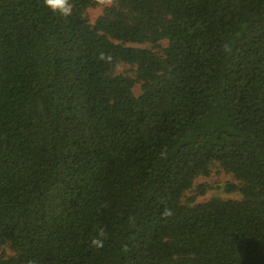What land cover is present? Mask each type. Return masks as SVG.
Returning a JSON list of instances; mask_svg holds the SVG:
<instances>
[{
  "label": "trees",
  "instance_id": "obj_1",
  "mask_svg": "<svg viewBox=\"0 0 264 264\" xmlns=\"http://www.w3.org/2000/svg\"><path fill=\"white\" fill-rule=\"evenodd\" d=\"M70 2L0 0V264H264V0Z\"/></svg>",
  "mask_w": 264,
  "mask_h": 264
},
{
  "label": "rangeland",
  "instance_id": "obj_2",
  "mask_svg": "<svg viewBox=\"0 0 264 264\" xmlns=\"http://www.w3.org/2000/svg\"><path fill=\"white\" fill-rule=\"evenodd\" d=\"M98 2V5L92 8H89L87 17L91 23H94L96 19L103 14L105 8L111 5V0H95ZM130 69L129 66H122L119 68L120 72H125ZM135 95L141 94L140 85H137L134 88ZM228 183H236L235 179L232 175L224 173L220 170L219 167L214 168L213 173L209 177H201L196 181V186L200 184H207L209 186V190L205 195H198L197 201L198 202H206L211 198H220V199H233V200H240L241 194L240 193H227L225 188ZM196 186L194 190L196 189ZM196 194V191L189 192L188 195L191 196ZM10 254L11 252L7 250Z\"/></svg>",
  "mask_w": 264,
  "mask_h": 264
},
{
  "label": "clouds",
  "instance_id": "obj_3",
  "mask_svg": "<svg viewBox=\"0 0 264 264\" xmlns=\"http://www.w3.org/2000/svg\"><path fill=\"white\" fill-rule=\"evenodd\" d=\"M44 4L54 13H58L63 17H68L72 15L73 12V5L70 0H44ZM100 59H105L104 54H101ZM112 57L109 55L107 56V60H111ZM104 238H105V231L104 229H99L98 234L94 237L91 241V244L95 248H103L104 247Z\"/></svg>",
  "mask_w": 264,
  "mask_h": 264
}]
</instances>
